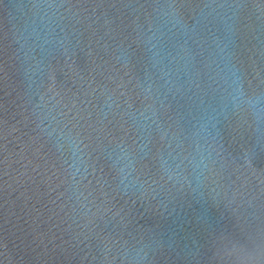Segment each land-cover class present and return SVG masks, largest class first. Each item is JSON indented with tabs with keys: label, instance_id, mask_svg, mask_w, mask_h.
<instances>
[{
	"label": "water",
	"instance_id": "obj_1",
	"mask_svg": "<svg viewBox=\"0 0 264 264\" xmlns=\"http://www.w3.org/2000/svg\"><path fill=\"white\" fill-rule=\"evenodd\" d=\"M0 264H264V0H0Z\"/></svg>",
	"mask_w": 264,
	"mask_h": 264
}]
</instances>
